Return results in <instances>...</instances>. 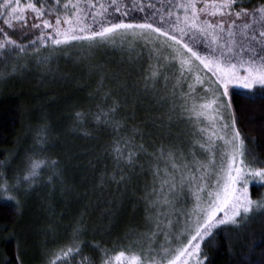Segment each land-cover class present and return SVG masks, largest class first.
<instances>
[{
  "label": "snow or ice",
  "instance_id": "1",
  "mask_svg": "<svg viewBox=\"0 0 264 264\" xmlns=\"http://www.w3.org/2000/svg\"><path fill=\"white\" fill-rule=\"evenodd\" d=\"M107 47L118 49L133 68L109 76L95 60ZM145 51L148 63L133 76ZM61 59L98 74L101 100L112 98V104H97L92 115L126 133L109 146L113 168L100 174L98 186L127 188L137 169L148 181L138 201L143 215L126 226L118 243L109 248L97 242V256L84 257L81 214L68 245H57L56 227L48 226L53 246L42 248L41 264H76L77 257L79 264H204L202 242L214 230L240 229L264 211V198L249 194L250 182L264 184V160L248 147L229 99L230 88L241 87L253 102L259 90L264 103V0H168L159 7L150 0L0 2V80L32 66L43 78H56L50 65ZM109 79L115 92L105 84ZM129 105L128 116L112 119ZM138 107L151 111L142 123H129ZM86 115L75 112L74 127ZM48 130L45 119L13 182L0 173V196L7 193L4 198L19 204L33 185L63 182L59 162L47 155Z\"/></svg>",
  "mask_w": 264,
  "mask_h": 264
},
{
  "label": "trees",
  "instance_id": "2",
  "mask_svg": "<svg viewBox=\"0 0 264 264\" xmlns=\"http://www.w3.org/2000/svg\"><path fill=\"white\" fill-rule=\"evenodd\" d=\"M148 2L144 0L145 4ZM150 2L159 7L168 0ZM136 15L143 16L144 13ZM145 55L140 64L135 65L133 76L141 64L147 65ZM122 56L118 49L107 47L96 52L95 60L109 76L112 72L123 75V69L133 68V65L126 57L122 62ZM70 63L52 62L51 69L54 71L56 67L54 72L60 74L56 78L50 76L45 79L32 66L30 72L0 80V161L5 162L0 173L10 183L13 182L17 170L24 168L23 157L26 151L31 150L35 131L45 119L49 124L47 155L59 162L63 173V182L57 181L54 188L41 182L23 196L24 208L27 205L29 208L25 213L21 204L0 198V264H21V261L23 264H41L42 248L46 244L53 246L48 226L56 227V244L67 245L71 225L81 214L86 228L80 238L85 242L82 255L96 257L95 243L112 247L120 241L126 226L139 221L143 215L138 201L148 177L138 174L139 169L131 173L132 183L136 182L132 192L130 185L119 189L115 184L98 186L100 174L113 168L107 151L109 146L117 135L126 133L123 129L115 132L103 117L100 121L94 119L92 114L98 111L96 105L102 104L107 109L112 98L101 100L104 89L97 91L99 77L95 71L90 75L84 64L76 69ZM105 84L115 92L114 81L109 79ZM248 95V92L234 89L230 91L229 99L237 127L247 138L248 147L254 151L257 160H264V103L259 99L260 92H255V102L249 100ZM77 111L87 113L80 127H74L72 119ZM131 111L130 105L126 106L112 119L122 120ZM150 111L138 107L136 120L129 123H142ZM13 153L19 155L13 156ZM146 161L147 157L142 155L141 162L145 168ZM249 186L250 197L260 199L263 186L255 182H250ZM18 198L21 202V197ZM130 202L141 208H128ZM107 213L111 215L106 218ZM21 225L27 230H24V236L20 233ZM262 237L264 211H259L252 214L240 229L221 226L214 230L213 236L202 242L201 259L204 264H264V247L260 246ZM80 259L77 257L76 264Z\"/></svg>",
  "mask_w": 264,
  "mask_h": 264
},
{
  "label": "rangeland",
  "instance_id": "3",
  "mask_svg": "<svg viewBox=\"0 0 264 264\" xmlns=\"http://www.w3.org/2000/svg\"><path fill=\"white\" fill-rule=\"evenodd\" d=\"M145 57H146V61H147V63H148V60H147V52L145 51ZM57 62H63L64 64H65V62H66V64H68V63H70V61H66V60H64V59H61V60H57ZM72 64H74V66L76 67V69H78V67H79V65L80 64H75V63H73V62H71L70 63V65H72ZM72 69H74V67L72 68ZM54 71H56V67L54 68ZM56 73V75L58 76V72H55ZM60 75V74H59ZM234 89H236V90H240V91H245V92H248L247 90H245V89H243V88H241V87H231L230 88V90H229V93H230V91L231 90H234ZM256 92H260L259 90H256ZM185 126L184 125H181V128H184ZM173 132L175 133L176 132V129H173ZM136 182H134V183H131L130 184V186H131V192H132V189H133V186H135L136 184H135ZM257 185H261V186H263V188L261 189V193H260V199H262V198H264V184H261V183H257V182H255ZM250 185V184H249ZM250 187V186H249ZM34 188V185L30 188V189H33ZM30 189H27V191L26 192H24V194H22V195H20V197H21V202H20V198H19V204H21L23 207H22V211L25 213V212H27V210H29V208H28V205H27V207L26 208H24L25 206H24V204H25V200H24V198H23V196L28 192V191H30ZM249 194H250V192H249ZM8 194L7 193H5V194H3V196H0V198L2 199V200H8L7 198H4V197H6ZM24 200V201H23ZM259 200V199H258ZM128 208H141V206H137L136 204H134V203H132V202H130V204H129V206H128ZM140 220V219H139ZM23 221V220H22ZM137 222H139V221H137ZM21 230V235L22 236H24V230H26V228H23V226L21 225L20 227H19ZM27 231V230H26ZM25 237H27V236H25ZM24 237V239H26ZM70 243V242H69ZM68 243V244H69ZM67 244V245H68ZM27 254H28V252H27ZM2 255L0 254V257H1ZM28 258H29V256H28ZM1 260V259H0ZM27 260V259H26Z\"/></svg>",
  "mask_w": 264,
  "mask_h": 264
}]
</instances>
